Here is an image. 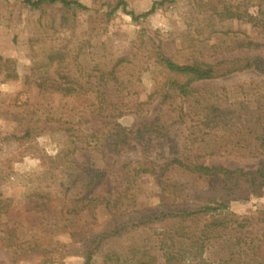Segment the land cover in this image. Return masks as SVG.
<instances>
[{
  "label": "trees",
  "instance_id": "trees-1",
  "mask_svg": "<svg viewBox=\"0 0 264 264\" xmlns=\"http://www.w3.org/2000/svg\"><path fill=\"white\" fill-rule=\"evenodd\" d=\"M24 1L34 9L42 8L47 2L62 4L69 12L90 8L82 0ZM167 1L174 0H156L151 9L141 14L127 11L140 19ZM106 3L111 8L109 15L122 6L127 9L126 0ZM232 6L226 2L224 8ZM261 12H264L263 7ZM68 14L64 17L69 18ZM238 17L243 18L240 14ZM249 17L255 19L254 15ZM153 51L155 62L164 74V80L156 88L162 103L173 101V105L176 99H182L175 107L178 110L175 116L170 118L171 125L188 124L190 117L195 125L196 130L188 136L186 150L175 153L154 151L156 145L164 144L168 139L160 132L164 138L156 141L158 136L153 135L155 121L132 127L119 122L122 114L134 109L123 104L131 91L127 96L114 94L115 89L110 88L105 79L106 72H102L96 90L91 93L84 89L85 86L78 85L79 79L73 73L63 74L61 68L57 76L41 75L37 79L39 94L65 90L77 96L90 95L92 100L76 108L74 114L63 111L51 116L50 112H45L48 113L46 116L33 115L22 123L25 129L21 137L28 141L51 132L63 131L68 135L56 155L42 156L41 173L31 175V181H40L44 189L41 198L27 208V217L16 211L12 198H0V212L9 216L0 223L4 232L0 240H8L15 260L18 256L30 257L34 264H51L70 254H78L84 258V264H91L94 257L101 254L103 264H264L263 246L260 245V242L264 243V234L260 236L250 231L264 222V211L241 214L229 204L235 196L247 199L264 192V90H255L251 87L253 83L239 84L238 130L228 134L225 128L223 134H215L209 139L213 129L222 122L225 108L210 98L206 89L193 85L197 81L250 68L264 73V64L260 61H264V57H234L210 62L200 56H189L181 61L160 47L149 50ZM122 62L119 58L108 73L116 81V71ZM61 78L70 85L56 86ZM189 100L191 102L185 104ZM86 111H89V117ZM165 122L167 124L168 119ZM169 135L175 142L177 134L169 132ZM129 143V149L141 147L139 154L124 158L122 166L114 168L119 162L118 155ZM231 147H238V154L242 156L262 160L253 168H232L205 161L208 156L232 152ZM96 151L103 153L101 159L106 158L100 168L93 154ZM110 154L115 156L110 157ZM11 167L7 161L0 164V185L19 175ZM54 169L63 173L62 186L50 183ZM205 170L208 171L207 178H212L214 184L208 180L200 184L196 180ZM144 175H153L157 179L161 198L157 204H139L140 179ZM105 177L113 179L109 194L97 190V179ZM99 209L107 211L110 217L100 221ZM89 212L93 213V220L85 226L80 222L81 214ZM177 224L194 228L195 237L177 234L173 230ZM67 232L75 239L74 247L69 248L66 243L51 245L41 235Z\"/></svg>",
  "mask_w": 264,
  "mask_h": 264
},
{
  "label": "rangeland",
  "instance_id": "rangeland-1",
  "mask_svg": "<svg viewBox=\"0 0 264 264\" xmlns=\"http://www.w3.org/2000/svg\"><path fill=\"white\" fill-rule=\"evenodd\" d=\"M82 1L90 8H77L76 12H69L68 7L59 3L47 2L42 8L34 9L24 0H0V164L7 161L19 174L0 185V198H12L16 211L23 212L25 217L29 215L27 208L41 198L44 189L40 181H31V175L41 173L44 162L42 156L56 155L68 133L51 132L28 141L21 137L25 129L22 123L33 115L41 113L46 116L48 113L45 112H50L51 116L63 111L68 115L74 114L76 108L92 100L90 95L77 96L65 90L39 94L37 79L41 75L57 76L61 68L63 74L73 73L79 79L78 85L85 86L84 89L91 93V90H96L102 72H106L105 79L108 86L115 89L114 94L127 96L131 91V95L124 98L123 104L134 109L126 111L118 121L129 127L155 121L156 131L153 135L158 136L156 141L164 138L160 132L167 135L168 139L166 143L156 145L154 151L175 153L187 148L188 136L196 128L191 117L188 124L171 125L170 118L175 116L178 111L175 107L182 103V99H176L173 105V101L162 103L156 88L160 87L164 74L155 62L154 51L149 50L160 47L181 61L189 56H200L210 62L234 57H264V12H261L264 0L167 1L140 19H135L127 10L144 13L152 8L156 0H126L127 9L122 6L113 15L108 14L111 8L106 2L116 0ZM226 2L233 6L225 9ZM65 13H69V18L64 17ZM238 14L243 18H239ZM249 15H254L255 19L251 20ZM119 58L123 62L117 68L116 81L108 73ZM260 61L264 64L262 59ZM250 83H253L251 87L255 90H264V73L250 68L193 84L199 89H206L208 96L225 108L222 122L213 129L209 139L215 134H223L225 128L228 134L238 130V85ZM69 85L65 78L56 83V86L63 88ZM85 113L87 117L90 116L89 111ZM164 122L165 127L162 129ZM169 132L177 134L175 142ZM130 146V143L124 145L114 168H120L124 158L139 154L140 146L129 149ZM230 150L232 152L226 151L222 156H208L205 161L232 168H253L262 160L260 157L238 154V147H231ZM93 154L96 155L98 168L106 163V158L101 159L102 152L96 151ZM114 156L110 154V157ZM207 173L205 170L196 180L200 184L207 180L214 184L212 178H207ZM112 181L109 177L97 179V190L109 194ZM50 183L57 186L64 184L61 170L52 171ZM140 189V206L160 201L159 185L153 175H144L140 179ZM229 204L241 214L264 211V192L247 199L235 196ZM97 215L100 221L110 217L102 209L97 210ZM6 219L9 216L0 212V223ZM92 220L93 213L81 214V224L88 226ZM173 230L180 236L196 235L194 228L184 224L173 226ZM250 231L261 236L264 234V222ZM0 235H4L1 228ZM41 235L51 245L66 243L69 248L75 245L74 237L68 232ZM7 241L0 240V264L35 263L30 257L18 256L15 260ZM11 242L14 240L11 239ZM260 243L263 246L261 252H264V243ZM51 264H84V258L70 254ZM91 264H103L102 255H96Z\"/></svg>",
  "mask_w": 264,
  "mask_h": 264
}]
</instances>
